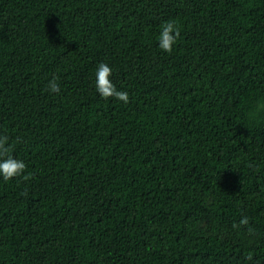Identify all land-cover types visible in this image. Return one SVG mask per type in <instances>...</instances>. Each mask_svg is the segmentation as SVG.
Segmentation results:
<instances>
[{"label": "trees", "instance_id": "1", "mask_svg": "<svg viewBox=\"0 0 264 264\" xmlns=\"http://www.w3.org/2000/svg\"><path fill=\"white\" fill-rule=\"evenodd\" d=\"M0 134V264H264V0H0Z\"/></svg>", "mask_w": 264, "mask_h": 264}, {"label": "clouds", "instance_id": "2", "mask_svg": "<svg viewBox=\"0 0 264 264\" xmlns=\"http://www.w3.org/2000/svg\"><path fill=\"white\" fill-rule=\"evenodd\" d=\"M179 35L178 24L174 20L164 21L160 25L157 37V46L165 51L171 52ZM113 69L106 61H98L94 71V86L96 92L102 98L114 97L118 101L128 102L129 93L127 90L117 88L110 79ZM57 77L52 76L47 82V90L55 93L59 91ZM13 145L9 143L8 135L0 134V179L8 181L15 177L27 179L24 173L26 164L23 159L14 156ZM239 225H248L247 231L251 236L254 234V229L249 225L247 216L240 218Z\"/></svg>", "mask_w": 264, "mask_h": 264}]
</instances>
